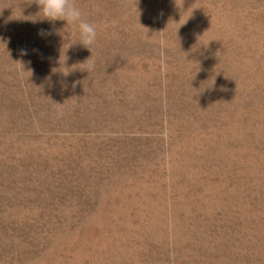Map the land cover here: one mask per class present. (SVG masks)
<instances>
[{"label": "rangeland", "instance_id": "rangeland-1", "mask_svg": "<svg viewBox=\"0 0 264 264\" xmlns=\"http://www.w3.org/2000/svg\"><path fill=\"white\" fill-rule=\"evenodd\" d=\"M31 2L0 0V264H264V0H74L90 50Z\"/></svg>", "mask_w": 264, "mask_h": 264}, {"label": "clouds", "instance_id": "clouds-1", "mask_svg": "<svg viewBox=\"0 0 264 264\" xmlns=\"http://www.w3.org/2000/svg\"><path fill=\"white\" fill-rule=\"evenodd\" d=\"M34 2L38 5L39 12H42L43 18H46L50 21H55L58 19L64 20L66 21V24L76 25L79 32L78 41L84 47L90 50L91 46L94 44L97 37L96 25L91 24L86 20L82 19V13L80 9L75 5L74 0H34ZM182 4H183V0H182ZM65 68H69V67H65ZM72 69L74 68H70V70L68 71H61L59 68L56 69V71H60L64 75H68ZM82 70L89 71L90 68L86 67Z\"/></svg>", "mask_w": 264, "mask_h": 264}]
</instances>
